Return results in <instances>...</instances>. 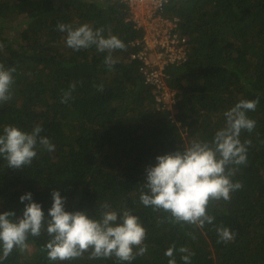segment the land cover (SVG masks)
<instances>
[{
  "label": "trees",
  "instance_id": "obj_1",
  "mask_svg": "<svg viewBox=\"0 0 264 264\" xmlns=\"http://www.w3.org/2000/svg\"><path fill=\"white\" fill-rule=\"evenodd\" d=\"M164 12L178 19L179 34L190 45L185 62L166 67L175 91L171 109L159 106L143 60L135 56L143 48L136 42L143 29L125 1L0 0V64L16 69L11 99L0 104V134L8 125L27 132L40 126V135L55 145L52 152L37 145L32 165L21 170L8 168L0 157V213L21 217L27 201L20 197L31 192L47 215L56 189L67 198V211L98 218L107 203L139 216L147 252L131 264H168L165 252L173 246L176 264H184L180 247L194 254L191 264H264V0H167ZM58 23L103 27L106 36L110 29L126 50L113 52L116 63L105 65L107 53L95 46L69 48ZM73 84L71 98L62 102ZM257 98L256 110L247 113L255 129L240 136L242 143L250 141L247 163L232 177L242 187L230 200L209 204L212 224H175L168 213L139 202L146 169L158 155L211 141L225 126V111ZM220 226L233 239L219 242ZM48 239L46 231L29 237V255L14 249L0 264H53L45 250ZM56 264L121 262L85 253Z\"/></svg>",
  "mask_w": 264,
  "mask_h": 264
},
{
  "label": "clouds",
  "instance_id": "obj_2",
  "mask_svg": "<svg viewBox=\"0 0 264 264\" xmlns=\"http://www.w3.org/2000/svg\"><path fill=\"white\" fill-rule=\"evenodd\" d=\"M57 29L66 33V45L74 51L95 46L101 53H107L104 64L113 66L116 60L112 53L126 50L125 43L116 35L106 36L103 27L93 28L89 24L73 27L71 24L58 23ZM14 67L5 68L0 64V104L11 99L15 83ZM71 85L64 94L62 102L71 98ZM103 91V85L98 86ZM259 98L240 100L225 111V126L215 132L211 141H196L182 151H175L156 157L157 163L146 169V179L142 183L139 202L154 212L169 214L175 224H188L203 228L212 224L214 216L208 213L212 201L230 200L231 193L242 187L233 182L238 166L247 163V147L250 141L241 142L243 131L252 132L256 121L247 113L255 111ZM42 127L36 126L31 132L16 126L4 127L0 134V157L7 161L8 168L21 170L31 166L38 155L37 145L52 152L55 145L46 136H41ZM52 206L45 214L42 205L33 200L29 192L20 197L25 203L23 214L16 217L15 211L0 213V259L7 258L13 250L21 252L28 249L29 237H39L42 232L49 237L45 250L53 264L82 258L85 253L89 259H110L115 257L121 264H131L137 256L147 252L144 243L147 229L130 209L113 210L107 203L101 205L98 218L87 211H67L66 197L53 189ZM219 242L226 243L234 234L227 227L216 228ZM193 238H195L193 236ZM175 246L165 255L168 264H176ZM184 254V264H191V256L186 247H180ZM186 253V254H185Z\"/></svg>",
  "mask_w": 264,
  "mask_h": 264
},
{
  "label": "built area",
  "instance_id": "obj_3",
  "mask_svg": "<svg viewBox=\"0 0 264 264\" xmlns=\"http://www.w3.org/2000/svg\"><path fill=\"white\" fill-rule=\"evenodd\" d=\"M132 12L136 25L143 29L142 50L135 56L143 60L142 71L146 81L154 88L160 107L171 109L175 103V91L167 84L166 67L181 64L189 56L190 45L181 37L178 19L164 12L167 0H123Z\"/></svg>",
  "mask_w": 264,
  "mask_h": 264
},
{
  "label": "rangeland",
  "instance_id": "obj_4",
  "mask_svg": "<svg viewBox=\"0 0 264 264\" xmlns=\"http://www.w3.org/2000/svg\"><path fill=\"white\" fill-rule=\"evenodd\" d=\"M172 113H174V110H172ZM30 252H31L30 248L27 249V254H28V255L30 254Z\"/></svg>",
  "mask_w": 264,
  "mask_h": 264
}]
</instances>
